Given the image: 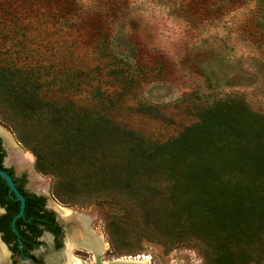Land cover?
<instances>
[{
  "label": "rangeland",
  "instance_id": "obj_1",
  "mask_svg": "<svg viewBox=\"0 0 264 264\" xmlns=\"http://www.w3.org/2000/svg\"><path fill=\"white\" fill-rule=\"evenodd\" d=\"M0 67L19 70L44 104L22 114L0 94V127L24 162L32 155L25 168L59 208L90 215L107 245L103 261L217 264L222 237L214 225L187 229L206 224V213L185 214L203 196L175 181L174 149L164 147L231 99L264 117V0H0ZM60 118L70 126L53 129L67 121ZM70 129L88 139L83 164ZM135 144L156 158L130 159ZM63 147L70 176L57 170ZM87 159L103 161L108 177ZM70 236L64 232L58 252ZM72 253L94 263L90 251ZM244 253L241 264H264V247Z\"/></svg>",
  "mask_w": 264,
  "mask_h": 264
},
{
  "label": "trees",
  "instance_id": "obj_2",
  "mask_svg": "<svg viewBox=\"0 0 264 264\" xmlns=\"http://www.w3.org/2000/svg\"><path fill=\"white\" fill-rule=\"evenodd\" d=\"M18 71L0 67V94H3L6 101H13V105L16 104L22 114L37 115L44 104L32 82L21 79V75H17ZM59 120L67 121L59 123L54 120L53 123H56L51 126L53 129L62 128L64 125L68 128L71 124L68 119ZM78 132L81 133V130L78 129ZM78 132L69 130L71 143L81 148L82 159L79 156V160L83 164V159L89 154L84 148L88 139H74ZM142 148L143 144L137 147L136 144L134 147L132 145L130 154L139 151L135 158L130 159H142L140 163H146L156 158L157 152L146 157L145 154L149 153ZM164 148L174 149L168 154V160L175 166L174 170L170 169L175 181L179 183L183 180L191 193H202L201 208L195 209L194 204L185 214L197 217L206 213V224L201 221L192 222L187 229L197 234L196 232L207 231L214 225V229L222 237L214 243L223 250L217 264H241L246 255L244 252L249 247H264L263 116L249 111L243 100L231 99L206 111L198 125L188 128L180 138L167 143ZM67 149L63 147L60 153L65 154ZM136 155H140L139 158ZM63 157L66 162L64 160L57 170L70 176L71 164L68 162L72 157L66 154ZM86 162L91 163L93 168L101 169L99 172L104 177L110 174L105 172L103 161L87 159ZM73 180L75 182L76 177L73 176ZM239 236L242 237L241 241ZM239 242L240 245L247 244L248 248L243 251L234 250L232 246Z\"/></svg>",
  "mask_w": 264,
  "mask_h": 264
},
{
  "label": "flooded vegetation",
  "instance_id": "obj_3",
  "mask_svg": "<svg viewBox=\"0 0 264 264\" xmlns=\"http://www.w3.org/2000/svg\"><path fill=\"white\" fill-rule=\"evenodd\" d=\"M14 151L1 134L0 171L12 178L14 188L0 175V252L4 254L0 264H53L64 234L59 219L67 220L55 194L39 188L38 174L34 170L36 175L31 177Z\"/></svg>",
  "mask_w": 264,
  "mask_h": 264
},
{
  "label": "bare ground",
  "instance_id": "obj_4",
  "mask_svg": "<svg viewBox=\"0 0 264 264\" xmlns=\"http://www.w3.org/2000/svg\"><path fill=\"white\" fill-rule=\"evenodd\" d=\"M1 134L4 136L6 143L9 146L11 145L12 147L15 148V151H14L15 156H18L19 160L20 159L23 160V158L21 156L22 154L18 155L19 148L14 144V142H13L14 139L12 140L13 137L11 136L12 137L11 138L10 135L0 127V135ZM32 162H33L32 155L27 156L26 162H24V160H23L24 165L29 166V167H33ZM35 182L38 183L39 188L44 189V190L47 189V187L44 185L45 181L43 179H41L40 177H37ZM60 210H61L62 214L64 215V217L66 218L67 221H71V220L73 221L74 220L79 225V227H77V229L71 235L70 239L67 240V247H68L67 255L69 254L68 255L69 261L67 262V264H86L85 261H82L79 258L74 257L73 253L69 252V250H73L75 248H78V249L82 248L84 250L90 251L91 253L94 254L95 260H96L95 253H101V254L105 253V251L107 249V245L104 242L103 237L98 235L95 232H93L91 234L87 233L88 227L90 226L88 224V221H90V222L92 221L90 215L81 214V213L74 212L72 210L65 209V208H60ZM3 257H4L3 252H0V259H2ZM116 260L121 261V262L138 261L139 264H151L150 258L145 257V256L138 257V258H119V259H115V261ZM104 264H110V261H105Z\"/></svg>",
  "mask_w": 264,
  "mask_h": 264
},
{
  "label": "water",
  "instance_id": "obj_5",
  "mask_svg": "<svg viewBox=\"0 0 264 264\" xmlns=\"http://www.w3.org/2000/svg\"><path fill=\"white\" fill-rule=\"evenodd\" d=\"M0 175L3 176V178H5L7 180V182L11 185L12 188H14V184H13L12 178L9 175H7L6 173H4L2 171H0ZM20 199L22 201V209H24L25 200H24V198L22 196H20ZM21 215H22V213L19 214V216H21ZM59 222L64 227V232H69L70 235L77 228V225H76L75 222H67V221L61 220V219H59ZM88 224L90 226L88 227L87 233L91 234L94 231H93V229L91 227V222L90 221H88ZM69 252L72 253L73 250H69ZM67 253H68V247H67V243H66L65 250L62 251V252H57V254L52 259V263L53 264H63V263H67L69 261V256H68L69 254L67 255ZM102 255L103 254H101V253H95L96 260L94 259V263L93 264H104L105 261L102 260ZM85 263L86 264H89L87 262H85ZM110 264H139V262L138 261L121 262V261H117V260L116 261L115 260H112V261H110Z\"/></svg>",
  "mask_w": 264,
  "mask_h": 264
}]
</instances>
